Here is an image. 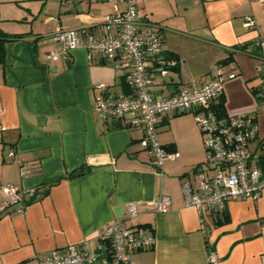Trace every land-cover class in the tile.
I'll return each mask as SVG.
<instances>
[{"label": "crops", "instance_id": "1", "mask_svg": "<svg viewBox=\"0 0 264 264\" xmlns=\"http://www.w3.org/2000/svg\"><path fill=\"white\" fill-rule=\"evenodd\" d=\"M86 2L0 0V28L22 35L6 41L0 64V187L21 189V202L8 206L0 190V264H39L53 251L63 253L105 225L126 220L129 203L138 216L127 223L154 235L153 246L134 252L129 264H264V193L258 200L226 202L217 221L208 218L206 234L199 212L185 206L182 184L197 189L199 169L205 170L203 136L192 113L160 120V144L180 157L159 168L140 145V128L101 122L93 110L100 85L130 92L113 62L88 60L83 48L58 62L46 58L61 46L52 38L57 28L84 36L115 6L89 0L87 8ZM136 6L157 26L166 55L178 62L166 78L157 77L155 94L200 84L219 63L226 75V113H255L264 140V108L254 93L257 61L243 50L264 36V3L136 0ZM247 15L256 29L243 27ZM82 166L89 168L85 174L71 176ZM30 188L36 189L33 196L26 193ZM158 195L170 197L169 211L154 210Z\"/></svg>", "mask_w": 264, "mask_h": 264}, {"label": "built area", "instance_id": "2", "mask_svg": "<svg viewBox=\"0 0 264 264\" xmlns=\"http://www.w3.org/2000/svg\"><path fill=\"white\" fill-rule=\"evenodd\" d=\"M114 10L98 23L89 26L82 36L74 28H57L53 40L58 49L46 54L50 62L68 59L73 50L83 48L88 60L101 57L113 62L122 71L130 92L120 93L100 85L93 110L101 122L138 127L143 132L140 145L154 165L162 168L166 159L180 157L178 151L165 149L158 141L160 120L170 113H192L206 150L205 170L199 169L197 189L190 182L182 184L185 206L196 209L204 234L208 218L219 219L222 206L234 199L258 200L264 193V140L259 134L255 113L220 115L213 105L223 95L226 75L219 63H214L200 84L191 81L175 93L162 96L154 92L157 77L164 79L177 61L166 55L156 25L138 13L136 0H110ZM264 3V0H257ZM125 3L123 9L118 3ZM243 27L256 29L252 15L243 18ZM257 61L259 86L256 98L264 108V36L258 35L246 49ZM15 158V152L10 153ZM25 167H22L24 173ZM1 192L6 206L21 202V189L3 184ZM36 189L26 191L29 196ZM170 197L158 195L153 201L158 213L169 211ZM24 210V205L20 208ZM138 216L134 203L127 207V219H118L99 229L93 238L66 247L63 253L53 251L39 264H129L131 255L152 247L154 235L140 225L128 224ZM216 261L215 253L210 255Z\"/></svg>", "mask_w": 264, "mask_h": 264}, {"label": "trees", "instance_id": "3", "mask_svg": "<svg viewBox=\"0 0 264 264\" xmlns=\"http://www.w3.org/2000/svg\"><path fill=\"white\" fill-rule=\"evenodd\" d=\"M21 36L22 35H19V34L6 33L0 28V64H4V62H5V43H6V41L16 39V38H20ZM247 48H248V45L244 46L243 50H245L247 52V50H246ZM213 108L220 115L226 114L225 101H224L223 95L217 99V102L214 103ZM88 169H89L88 167L82 166L79 169L72 172L71 176H81V175L85 174L88 171Z\"/></svg>", "mask_w": 264, "mask_h": 264}, {"label": "rangeland", "instance_id": "4", "mask_svg": "<svg viewBox=\"0 0 264 264\" xmlns=\"http://www.w3.org/2000/svg\"><path fill=\"white\" fill-rule=\"evenodd\" d=\"M88 1H89V0H87V2H86V3H87V8H88V5H89V2H88ZM100 1H101V0H100ZM85 9H86V8H85ZM193 118H194V117H193ZM159 139H160V136H159V134H158V141L160 142ZM203 156H204V157H203L202 161L205 162V161H206V151H205V148H204V151H203Z\"/></svg>", "mask_w": 264, "mask_h": 264}, {"label": "water", "instance_id": "5", "mask_svg": "<svg viewBox=\"0 0 264 264\" xmlns=\"http://www.w3.org/2000/svg\"><path fill=\"white\" fill-rule=\"evenodd\" d=\"M118 215V214H117Z\"/></svg>", "mask_w": 264, "mask_h": 264}]
</instances>
